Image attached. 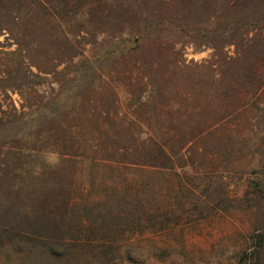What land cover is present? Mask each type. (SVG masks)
<instances>
[{
  "label": "rangeland",
  "instance_id": "1",
  "mask_svg": "<svg viewBox=\"0 0 264 264\" xmlns=\"http://www.w3.org/2000/svg\"><path fill=\"white\" fill-rule=\"evenodd\" d=\"M0 264H264V0H0Z\"/></svg>",
  "mask_w": 264,
  "mask_h": 264
}]
</instances>
